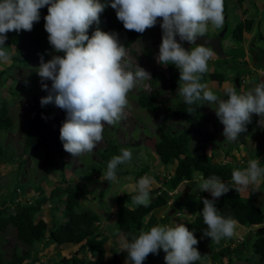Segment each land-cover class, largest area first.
I'll list each match as a JSON object with an SVG mask.
<instances>
[{
    "label": "clouds",
    "instance_id": "1",
    "mask_svg": "<svg viewBox=\"0 0 264 264\" xmlns=\"http://www.w3.org/2000/svg\"><path fill=\"white\" fill-rule=\"evenodd\" d=\"M104 1L106 4L101 3L100 0H0V62L2 63H7L10 59L5 47L7 33L13 31L20 33L22 30L31 32L34 24L40 21V10L47 6L48 14L44 17V30L48 34V43L55 53H63V55H53L47 62H44L41 56V63L36 72L41 78L42 90L47 92V95L41 98V106L51 104L66 113L59 136L65 152L73 157L91 153L103 139L105 124L114 125L123 118L128 106V94L137 81L149 79L150 84L152 74H155L158 77L157 82L159 81L157 75L159 72L150 74L138 65L134 72L126 70L122 61L128 49L119 42L117 33L104 32L97 28L91 37L87 34L94 23H99L100 14L106 7L111 12L115 11L116 18L122 22L124 29L138 33L134 42L139 34L155 27L158 18L162 19L160 23L162 42L156 56L157 62L165 68L173 65L174 70L175 67L179 70L177 93L189 106L186 109L188 114L196 111V108L191 106L198 102L216 105L215 115L223 125L222 134L225 140L235 142L240 134L247 130L246 126L252 123L253 115L264 117V81L259 82L251 91L244 94H238L235 88H228L225 91L227 99L214 94L206 82L201 83L212 57L211 61L228 58L222 50L221 40L222 58L217 57L212 47L196 44L197 38L206 36L208 30L223 27L224 0ZM216 35L215 33L207 37ZM191 46L195 47L189 50ZM148 54V57L144 56L150 58V50ZM130 67V64L127 65V68ZM210 72L212 73V70ZM234 74L232 78L237 80L234 86L238 88V80L242 73ZM45 81H51V86L49 87ZM224 81L223 83H226ZM16 85L19 86L18 83ZM27 120L28 118L26 123ZM252 140L256 141L255 138H248L244 141L249 146ZM241 143L237 145V148L232 149L230 157H236L237 154L238 160L241 157L248 158L247 155L243 156V153L241 155L238 153ZM258 145L263 147L262 143L257 144L256 147ZM233 152L236 154L234 155ZM263 156L264 153L258 155L260 160ZM131 159V149L121 148L120 154L113 156L107 162L106 171L101 177L105 181L102 183L107 186V183L111 185L114 181L123 180L117 179L118 166L130 162ZM246 160L248 161L246 168L232 171L231 186L214 174L204 178L202 173H197L200 178L196 177L192 183L201 181L200 190L208 192L212 197V199L201 198L203 204L201 214L207 226L202 234L216 243L224 238H231L235 234V229L240 227L237 226L238 221L231 215L225 217L219 213L216 207L217 198L232 189L236 192L246 191L250 185L264 180V167H261L260 160L257 157ZM152 162H156L155 158ZM153 183V177L147 174L141 177L135 185L136 194L132 196L129 193L132 197L131 202L137 206L147 207L150 204V190ZM185 183L181 182L176 189L165 194L167 203L161 208L171 205L172 196L181 191ZM180 187H182L181 190H178ZM162 192L164 191L159 193ZM155 210L142 218L143 224L146 225L154 219L152 212ZM198 244L199 241L195 238L194 232L183 223L175 224L174 227L165 226V223L156 226L155 221L149 231L141 230L138 236H132L131 242L121 237V247L117 249L118 244H116L115 253L116 256L127 254L125 264H143L149 254L156 255L159 251L164 255L165 264H194L202 259L201 253L195 247ZM226 245L231 246L228 243ZM206 249L208 251V248ZM212 251L216 252V248ZM222 257L210 260L204 255L206 261H209L208 264L214 260H220L219 264H221L224 259V264H227V258ZM231 258L233 259L230 264H245V261L239 258Z\"/></svg>",
    "mask_w": 264,
    "mask_h": 264
},
{
    "label": "trees",
    "instance_id": "2",
    "mask_svg": "<svg viewBox=\"0 0 264 264\" xmlns=\"http://www.w3.org/2000/svg\"><path fill=\"white\" fill-rule=\"evenodd\" d=\"M230 1L241 5L247 0H224L223 14L225 21L222 27L225 29L224 35L228 30V20L226 18L228 17L227 4ZM100 2L105 3L104 0H100ZM40 14V21L34 24L31 32L22 30L20 33L15 31L7 33L5 47L9 53L10 59L9 62L4 63L5 66L0 70V75L8 74L9 71L16 66H27L32 68V70H36L40 66L41 56H43L44 62H47L50 60V53L63 55V53H55L48 43V34L44 30V17L48 14L47 6L40 10ZM252 24L251 20L244 19L242 22L236 20L235 24H233L230 29V36L233 41L241 42L243 32L250 31ZM97 28L104 32L117 33L119 42L125 46L126 49H129L138 36V33L124 29L122 22L118 21L116 18L115 11L111 12L107 7L100 14L99 23H94L87 34L91 37L92 33ZM157 31L159 39L156 44L160 45L162 42L161 27L157 29ZM152 35L153 32L151 33V39ZM256 37L259 42V40L262 39L261 33L258 32ZM251 48L252 47H249L248 49V52L252 53V56L248 54V58L249 60L251 59V64H253L251 66L264 72V50H259L253 54ZM144 55L148 57V51H145ZM35 63L38 64V67H30ZM166 68L169 73V89L172 91L173 99H169L165 103L162 101L158 102L157 97L160 94L159 91L151 94L140 93L135 96V101L139 109H144L153 114L156 110L162 108L163 115L159 118L160 123L157 125V134L153 135L151 140L148 139L144 141V146L151 149L157 164L150 171L149 167L146 165H136L134 160L135 157L132 154L131 161L118 166L116 173L117 179L140 178L146 174L153 177L156 187L150 190V194L153 195L152 200L150 199V204L147 207L135 205L134 208H131L128 205L132 201V197H130L128 193H120L114 198L113 214H108L107 211H105L106 213L103 211L100 216L96 212L98 209L92 210L84 206L83 200H85L87 195L93 200H97V204H102L103 206L102 190L100 187L98 188V184L105 180L99 182L96 181L94 177L106 171L107 162L113 156L119 155L121 148L128 147L127 145L119 146L113 138H104L106 146L95 152L96 160L89 161L87 169L81 171L83 177L81 178L82 182H80L82 184L74 188H70L69 186L61 189L53 187L46 198L35 200L33 203H26L25 201H20L18 198L19 194H23V190H18L20 187L23 188V186L20 185V180L12 184L8 183L6 179L1 180L0 190L6 192V188L10 191V196L8 200L0 203V264H42V262L39 263V253L44 251L45 246L48 244H53L55 247L62 246L68 248L78 246V249L70 253V255L58 258L56 264H115L117 256L115 253L116 243L114 244V239L117 236H121L131 242L132 236H138L141 230L149 231L152 228V224L155 223V220L152 219L145 225L142 223V218L152 210L166 206L167 197H165V194L172 192L181 182H186L184 188L172 196V202L169 208L172 209L174 214H179L182 211H186L183 208L189 200L196 203L195 209L191 212L193 219L189 218L185 224L190 231L194 232L195 238L199 241V244L195 247H197L198 251L201 253L202 259L194 262V264H201V262L207 259L212 260L219 256H225L227 258V264H230L233 259L231 257L237 259L243 253V239L235 248H230L229 245L223 242V239L219 243H216L209 237L203 236L202 233L206 230L207 226L204 224L201 214L203 209L201 198L212 199V197L208 192H202L201 190L198 191L197 197L193 195L190 196V184L193 183L196 177H199L197 173H202L204 178H208L214 174L220 177L224 182H230L232 171L234 169L243 170L247 167L248 161L243 157L236 161H225V159L231 155L232 149L237 148V145L244 140L253 138L257 134L263 136L264 129H256L251 132L246 130L240 134V137L235 142L225 140L222 134L223 132H221L219 133L221 138L218 141H209L218 146V152H210V156H207L201 150H193L191 146V135L198 123L206 116L205 111L203 112L204 102H198L192 105L191 107L196 108V111L188 114L186 109L189 106L184 103L183 97L173 92L174 66L168 65ZM207 76L209 81L215 82L218 87L224 81L223 75L215 71L208 73ZM237 76L239 77V74H237ZM151 78L150 85L154 86L158 77L152 74ZM34 81L35 79L28 83H25L24 80L23 83L14 82L11 86L6 87V92L10 94L11 98H15L17 96L16 87H14L16 83L19 84V90H23L27 88V84H32ZM205 82L203 74L201 83ZM232 88L239 90L234 84H232ZM221 98L227 99V96L223 94ZM10 102H6L5 99L0 100V135L9 130L12 126V121L7 114V105ZM65 118L66 113L57 116L55 119H50L49 112L44 106L34 105L31 109L30 117H28L27 120L26 130L22 134V149L18 158H14L8 143L1 145L0 142V165L4 164L10 167L14 165L18 175L23 176L24 170L22 167L25 163L23 156H30L29 158L32 159V157L37 156L40 151L45 150L50 152L48 155L50 158L49 164H52L51 161L54 154L60 158V166L65 164V159L69 153L64 151L63 144L59 138L60 127ZM172 121L178 124L177 130L176 127L165 124L166 122L171 123ZM214 125L216 127L219 126L215 121ZM103 134H106V132H103ZM263 153L264 148L258 145L256 149L252 150L250 153L248 152L247 156L251 160L252 156V159H254L259 154ZM66 154L67 156H65ZM84 157L89 158V153ZM211 159H216L218 161L213 163ZM260 162L261 167H264V156ZM129 163H131L132 168L128 167ZM158 165L167 168H170L169 165H171L172 170H165V167H163L164 172L160 173L157 171ZM48 170L50 169L47 168V170L44 171L47 172ZM34 171L36 174L37 171ZM34 171H32V174ZM59 175H61L59 182L67 186V180L64 178L62 170ZM2 177L0 176V178ZM44 180L45 176L40 175L35 183L37 186L36 188H38L36 190H42L40 188V183L44 182ZM200 182L201 181H199V183ZM109 184L110 183H107V187L110 186ZM196 184L198 183L196 182ZM7 186H9V189ZM92 188L94 189L93 193H91ZM16 190L19 191V194L15 192ZM161 191L164 192L160 194L159 192ZM94 193L95 196L93 197L92 194ZM135 194L136 193H133L132 196ZM242 194L232 189L225 195L217 198L216 207L223 216L227 217L231 215L237 220V226L251 229L248 232L252 231L254 238H252L253 240L250 247L255 258H252L250 263L264 264V211L255 204L254 200L258 195L255 191L248 190L246 191V195L243 196ZM45 202L49 203V210H53L56 207L59 209L60 206L62 207L64 216L62 223H53L56 222V214L55 216L52 214L54 218H50L51 225L49 227L41 219H35V215L39 213L41 205H44ZM100 219L106 220V223L112 222V224H114L116 232L114 235H111L112 241H108L107 237L102 233L101 230L104 227L100 225L102 222ZM9 228L14 230L15 242L25 247V249L20 251L18 247H13L11 255L7 258L3 255L1 250V246L5 242L1 238V234L4 230ZM117 233H119V235ZM41 243L42 246L40 249L36 248V245ZM107 246L111 247L113 250L111 259L109 260L105 259V247ZM204 247L208 248L206 253L204 252ZM214 248H216V252L212 251ZM204 255H206L207 259L204 258ZM154 256L158 263H165L164 255L161 251ZM150 262L147 264H152V262Z\"/></svg>",
    "mask_w": 264,
    "mask_h": 264
},
{
    "label": "rangeland",
    "instance_id": "3",
    "mask_svg": "<svg viewBox=\"0 0 264 264\" xmlns=\"http://www.w3.org/2000/svg\"><path fill=\"white\" fill-rule=\"evenodd\" d=\"M227 7L228 17L226 18L228 20V30L225 35H223V38L221 39V47L222 50L225 52V54L228 56V58L225 59H214V61H211L213 57L208 62V71L206 74H204V79L206 81V84L208 85L209 89L213 91L214 94H216L218 97L221 98L223 94H225L226 89L232 88V84H234V73H242L239 80H238V88L237 90L238 94H244L249 91H251L256 84H258L261 81H264V72L255 69L251 65V59L249 60L248 54L252 56V53L248 52L249 47H252L253 54L255 52H258L259 50H264V15H263V6H264V0H247L241 5H238L235 2L230 1ZM109 8H111L109 6ZM112 9V8H111ZM244 19L251 20L252 26L251 30L248 32H243L242 41L237 42L233 41V39L230 36V29L233 24H235L237 21H243ZM160 23H162V19L158 18V22L155 27L146 30L143 34H139L138 39L130 46V48L127 50L126 56L123 58L122 63L126 66V70L135 71L137 65L146 71H148L150 74L154 72H159L157 74L159 76V81L156 82V84L151 86L148 82L149 79L143 80V81H137L135 87L129 92L128 94V106L126 107L124 111L123 118L115 123L114 125H107L104 126V131L106 134H103V139L100 141L94 150L89 153V158L84 157L87 155V153H83L77 157H73L71 154L65 156L66 163L62 166L59 165L60 158L54 154L52 157V164H49L50 158L48 155L50 152L48 151H40L39 154L35 157H32L30 159V156H23V159L25 161L24 166L22 167L24 170V175L20 176L15 170V166L13 167L6 166V165H0V184L1 180L6 179L8 183H15L16 181L20 180V185L23 186L18 188L23 190V194H19V191H15L17 194H19L18 198L20 201H25L26 203H33L35 200H39L41 198H46L49 194V191L53 189V187L58 188H74L81 185L82 181L81 178L83 175L81 174V171L86 170L89 161L96 160V154L95 152L98 149H101L106 146V142L104 138H113L114 141L120 146L127 145L132 151V154L134 155L135 164L138 166L146 165L149 167L150 170L154 168V166L157 164L156 162H152L154 158L152 157L153 154L151 153V150L149 147H146L143 145L145 140H148L152 138L151 136L157 134V125L160 123L159 118L163 115L162 108L156 110L153 114L147 112L144 109H139L137 107V103L135 101V96H137L140 93L150 94L155 91H159L160 94L157 97V101H162L163 103L167 102L169 99H173L172 91L169 89L170 85V79L168 75V70L160 65L157 60L156 56L158 55L159 51V44H156L158 42L159 36L157 29L160 27ZM211 24H209L210 26ZM208 26V27H209ZM223 28H213L211 30H208L206 32V36H211L213 34H218ZM153 32L152 39L151 33ZM260 32L262 35V39L257 41L256 34ZM179 39V37H177ZM257 43V44H256ZM256 44V45H255ZM195 46H191L189 50ZM150 50V58H146L144 56V52ZM55 55L54 53H50V59L52 56ZM231 56V57H230ZM131 65L130 68H127V65ZM5 66L4 63L0 62V70L3 69ZM213 69H212V67ZM30 67H38V64H33ZM34 69V68H33ZM215 71L216 73H221L223 75L224 82L221 83L219 87L215 82H210L208 80V73H211L210 71ZM175 72L173 76V85L174 90L173 92L178 91V82H179V70L175 67ZM25 83L31 82V80L35 81L32 84H27V88L23 90H19L18 86L15 84L14 87H16L17 96L15 98H11L10 94L6 92V87L11 86L14 82H21L23 83V80ZM231 80V81H230ZM51 86V81H45ZM47 95V92L42 90L41 87V78L38 76L36 70H32V68L29 67H14L11 71H9L8 74L0 75V100H6V102H10L7 105V114L10 117L12 121V126L9 130L3 132L0 135V142L1 145H5V143H8L10 145L11 150L13 152L14 158L17 159L21 149H22V140H23V132L26 130L27 123L25 122L28 117H30L31 109L34 105H41L40 101L41 98L45 97ZM159 106V105H158ZM46 110L49 112L50 119H55L57 116L64 115L65 111L56 108L54 105H47L44 106ZM215 104H209L207 102H204L203 106V112L205 111L206 116L204 119L198 123L196 129H194V132L191 135V146L193 150L198 151L201 150L203 153H205L207 156L210 155L209 150L212 153H217V145H214V143H211L209 141H218L221 138V135L219 133L223 132V125L219 122L218 118L215 115ZM214 121L218 123L219 126L214 125ZM165 124H170L171 126L176 127V130L178 129V124H176L174 121L166 122ZM247 131H255L256 129L263 130L264 129V117H258L256 115H253L252 117V123L248 124L246 126ZM106 135V136H105ZM253 137V136H251ZM256 139V141L252 140L249 142V146L246 144V141L244 143H241L243 147L240 145V149H238V153L240 155L243 153L244 155H247V153L251 152L255 149L256 145L259 143H262L264 148V135L261 136L257 134L253 137V139ZM247 145V146H246ZM208 147V148H206ZM211 147V148H209ZM214 147V148H213ZM147 149V150H146ZM242 151V152H241ZM148 153V155H147ZM235 155L236 153L233 152ZM149 156V157H148ZM236 157H230L227 158L225 161H236L238 160V155H235ZM253 156L251 157V159ZM257 158L260 160V157L257 156ZM148 159V160H147ZM244 159H249L247 157H244ZM150 160V161H149ZM213 163H216L215 159H212ZM51 167V168H50ZM129 168H132L131 163L128 165ZM163 167L165 166H159L157 167L158 172H164ZM171 168L165 167V170H172V166L169 165ZM48 170L47 172L44 170ZM36 170V174L35 171ZM63 171L64 178L67 180V183L61 184L59 182L60 171ZM32 171L34 173L32 174ZM40 175L45 176L44 182L40 183V188L42 190H36L37 186L35 183L37 182V179H39ZM197 176V175H196ZM195 176V177H196ZM102 174H98L94 177L96 181L103 180ZM143 177V176H142ZM141 178V177H140ZM140 178H127L123 179L121 181H114L113 184L110 186H105L104 183L98 184V188L102 190V204H97V200H93L89 195L86 196L84 201V206L87 208H90L92 210H96L97 214L101 216L103 211H107L108 214H113L112 210V203L114 201V197L117 196L120 193H136L135 185L138 182ZM81 181V182H80ZM198 184H190L191 190H190V196L193 195L194 197H197V193L200 190L199 188V181H197ZM231 186V181L228 182ZM26 185V187H25ZM262 186V187H261ZM156 186L154 183L152 184L151 189L155 188ZM9 189V186H7ZM39 188V189H40ZM182 187H180L178 190H181ZM183 190V189H182ZM252 190L258 193L256 196L257 200H255V204L258 205L263 211H264V180H261L257 184L250 185L249 188L246 190ZM6 192H3L0 190V203L2 201L8 200L10 196V191H8L5 188ZM246 191L241 192V194L244 196L246 195ZM94 192V189L92 188L91 193ZM189 192V191H188ZM93 197L95 196V193L92 194ZM189 196V197H190ZM85 197V196H84ZM83 197V198H84ZM153 195L150 194V199L152 200ZM150 200V201H151ZM52 204V202H51ZM129 207L134 208V204L132 202L129 203ZM196 203L189 202L185 205L183 208L186 211H182L179 213V215H172L174 214L172 212V209L169 207L157 209L152 212V214L155 216L154 219L156 221L157 225H164L165 226H175V224H181L184 225L189 220V217L191 216V212L195 209ZM49 203H46L44 205H41V210L38 214L35 215V219H41L44 221L47 226L49 227L51 225L50 218H54L56 214V222L53 223H62L64 220L63 216V210L60 206L59 209L56 207L53 210H49ZM106 213V212H105ZM104 213V214H105ZM54 216H53V215ZM193 219V217H191ZM102 220V219H100ZM146 220V218H144ZM102 227H104L101 231L104 234L105 237H107L108 241L113 240L111 235H114L116 230L114 224L112 222H107L106 220H102L101 224ZM115 230V231H114ZM242 230V232H241ZM250 229H245L243 227H237L235 229V234L231 238H224L223 241L225 243L230 244L231 248H234L236 245H238L241 242V239L244 240V247H243V253L238 257L241 259V261H245V264H250L251 259L255 258L253 255V251L250 247L253 232L250 231ZM245 231V232H244ZM240 232V233H239ZM244 235V237H242ZM1 238L5 241L2 246L1 250L3 252V255L5 257H9L11 255V251L13 247H18L20 251H23L25 247L18 245L17 242H15L14 239V230L13 229H6L2 232ZM246 238V239H245ZM117 245V249H120L121 247V236H117L114 239V244ZM42 246L41 244L36 245V248L40 249ZM109 246V245H108ZM106 248V260L111 259V249L112 248ZM70 247V246H69ZM42 249V248H41ZM69 249V248H68ZM78 249V246H74L70 248L69 250H65V247H55L53 244H48L45 246V250L39 253L40 261L42 264H56V261L60 257L68 256L70 253L76 251ZM40 251V250H39ZM204 252H207V249L205 247ZM109 254V255H108ZM166 255V254H165ZM127 258V254L125 256L117 254V261L115 264H125ZM154 254H149L146 260L143 262V264H147L148 262H152V264H161L160 262L155 260ZM224 258V257H222ZM223 261V260H222ZM225 261V259H224ZM224 261L221 262V264H224ZM150 262V263H151ZM209 261L204 262L203 264H208ZM220 260H214L210 262V264H219ZM165 264V263H164ZM238 264H244V263H238Z\"/></svg>",
    "mask_w": 264,
    "mask_h": 264
},
{
    "label": "water",
    "instance_id": "4",
    "mask_svg": "<svg viewBox=\"0 0 264 264\" xmlns=\"http://www.w3.org/2000/svg\"><path fill=\"white\" fill-rule=\"evenodd\" d=\"M225 29H223L222 31H220V33H218L216 36L214 37H198L196 44H201L204 46H210L213 48L214 53L217 55V57L222 58L223 54L221 51V47H220V40L224 34ZM207 42V43H206ZM234 83H237V80H234ZM18 86V85H17Z\"/></svg>",
    "mask_w": 264,
    "mask_h": 264
},
{
    "label": "crops",
    "instance_id": "5",
    "mask_svg": "<svg viewBox=\"0 0 264 264\" xmlns=\"http://www.w3.org/2000/svg\"><path fill=\"white\" fill-rule=\"evenodd\" d=\"M70 248H72V247H70ZM70 248H69V249H70ZM69 249H68V247H65V250H69Z\"/></svg>",
    "mask_w": 264,
    "mask_h": 264
}]
</instances>
